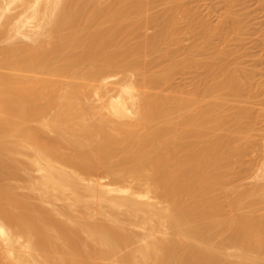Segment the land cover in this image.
Returning a JSON list of instances; mask_svg holds the SVG:
<instances>
[{
	"label": "bare ground",
	"instance_id": "6f19581e",
	"mask_svg": "<svg viewBox=\"0 0 264 264\" xmlns=\"http://www.w3.org/2000/svg\"><path fill=\"white\" fill-rule=\"evenodd\" d=\"M161 1L167 19L149 34ZM227 1L200 31L207 59L178 60L182 0H0V21L23 6L0 27V264H114L137 235L126 222L148 226L127 264H264V156L256 181L237 183L252 169L251 103L264 95L213 47L228 19L240 28ZM157 56L171 60L159 72ZM187 69L207 72L202 88L164 89ZM113 72L137 80L89 105ZM32 171L41 204L16 184Z\"/></svg>",
	"mask_w": 264,
	"mask_h": 264
},
{
	"label": "rangeland",
	"instance_id": "374dc122",
	"mask_svg": "<svg viewBox=\"0 0 264 264\" xmlns=\"http://www.w3.org/2000/svg\"><path fill=\"white\" fill-rule=\"evenodd\" d=\"M181 3L182 7L179 11L182 19L179 24L181 30L179 38L181 39V42L179 45H174L173 47L174 58L178 60H186L188 58L187 55L191 52L194 53L197 58L205 60L208 57V53L212 51V46L207 47L208 50L204 52H200L197 49L200 42V31L203 28L204 22L213 26L219 25L223 16L230 10L229 3L227 0H182ZM166 7L167 3L161 1L153 8L152 12L159 15V20L154 26L147 28V32L149 34L158 30L161 24L167 19V15L165 13ZM22 9L23 6L19 2L13 4L12 11L1 19L0 27L6 26L5 22L7 21L8 15L15 16L21 12ZM233 9L241 17L240 28L237 31H234V21L232 19H228V21H226L228 32L227 38H216L213 47L219 49L226 48V51H229L226 56V60L228 57L227 61L232 62V64H240L241 73L243 75L251 76L250 74H252V77L254 78V86L259 88V91L264 95V0H237ZM192 26L196 29H192ZM21 38L22 40L28 41L25 36H22ZM7 44L8 40H0V48L6 46ZM233 50H235V53ZM170 63L171 60L157 56L153 59L152 70L159 72ZM193 69L195 70V68ZM193 69L177 71L172 81L164 85V89L167 91L176 89L193 91L196 88H202V79L205 77L207 72L201 69L192 71ZM197 71H200V73ZM136 80L137 76L132 72H113L106 75L102 79V88L98 90V93H104L105 97L100 99L99 94L94 92L93 95L87 99V103L91 106H98L107 102L110 96H116L122 88L129 86L131 81ZM251 105L254 106V110L256 111L255 115L259 119V123H257L258 129L251 133L252 140L258 143V147L251 150V152L246 156V162L252 167V169L247 172L244 178L237 181V183H243L246 184V186H249L256 181V177L254 176L257 172H260L264 156V113L261 109L264 105V99L262 97L257 98L253 100ZM174 126L178 125L174 124ZM232 135H234V132H232ZM19 160L26 162L27 157L19 156ZM97 173H93L94 178H90L96 180L97 178L102 179L101 177H104V182L110 181V178L104 176L103 173ZM23 174L24 176L21 177L20 180L18 179L16 181V184L18 183L22 186L20 192L23 195H28L27 197L31 198L32 201H35V203L37 202L36 204H41L40 200H38L39 192L28 189V186L31 183L30 177H35L39 175V173L37 171H32L31 174L29 173L30 175L26 172L22 173V175ZM125 184H131L135 187H139V185L136 182H132L131 179H128ZM44 204L46 206L54 205L59 208L63 206L65 202L56 199H48ZM261 212L264 214V204ZM124 217L125 216L123 215V218ZM126 225L130 231L134 232L135 235L137 234L135 240L116 257L108 260V263L127 264L122 260V257L127 252H130L143 243L141 237L148 231V226L127 222ZM157 235L159 236L160 234L158 233ZM220 239L221 237L218 238V240ZM235 250L236 249L234 248H230V251Z\"/></svg>",
	"mask_w": 264,
	"mask_h": 264
}]
</instances>
